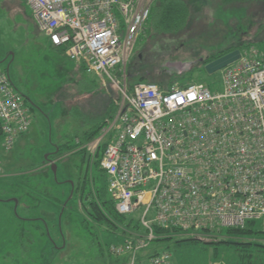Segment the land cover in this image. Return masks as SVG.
I'll return each mask as SVG.
<instances>
[{"label":"built area","instance_id":"built-area-1","mask_svg":"<svg viewBox=\"0 0 264 264\" xmlns=\"http://www.w3.org/2000/svg\"><path fill=\"white\" fill-rule=\"evenodd\" d=\"M51 44L118 91L110 128L81 143L102 149L117 212L141 211L136 233L110 247L124 264H173L138 251L162 238H207L264 219V47L221 69L223 88L203 82L128 83L127 64L155 0H26ZM29 108L0 67V133L6 149L29 131Z\"/></svg>","mask_w":264,"mask_h":264},{"label":"rangeland","instance_id":"rangeland-1","mask_svg":"<svg viewBox=\"0 0 264 264\" xmlns=\"http://www.w3.org/2000/svg\"><path fill=\"white\" fill-rule=\"evenodd\" d=\"M185 1L191 8V27L169 38L155 37L146 28L127 64L130 85L142 79L163 86L203 82L213 91H220L224 85L222 70L208 73L202 64L205 58L215 52L235 50L239 44L264 47V0H233L229 4L221 0ZM161 2L155 0L153 5ZM239 50L242 54L250 48ZM0 67L9 73L23 102L31 107L28 133L19 136L11 149L0 147L8 167L0 176V264H29V259L37 263L42 255L52 256L57 264H81L85 254L79 248L87 243L82 242L81 235H86L93 223L97 227L100 224V235L109 247L124 242L128 233H136L133 226L139 222L140 210L116 226L125 229L124 233L103 220L97 221L94 211L85 208L106 186L101 161L97 164L103 146L94 155L72 153L56 159L57 172L47 160V156L53 160L51 156L59 146L91 129L97 123L92 118L97 115L100 100L113 96L117 101L118 91L106 79L102 87V78L70 60L63 49L55 48L40 30L26 0H0ZM115 116L106 123V129ZM3 140L0 134V143ZM12 171H31L29 181L12 186L18 177ZM85 175L91 180V186H85V194L92 190V196L86 195L88 200L83 199L82 192L73 191ZM63 214L66 248L50 253L49 233L59 246L62 243L54 225ZM130 221L133 224L128 226ZM247 228L252 232L230 233L226 229L218 236L210 234L181 243L186 237L170 230L172 234L162 235L169 240L151 242L138 251V258L145 260L155 252L166 251L173 264H264V248L255 245L264 244V234L257 233L264 231V219ZM236 242L254 244L241 249ZM120 263L124 264L110 262Z\"/></svg>","mask_w":264,"mask_h":264},{"label":"trees","instance_id":"trees-1","mask_svg":"<svg viewBox=\"0 0 264 264\" xmlns=\"http://www.w3.org/2000/svg\"><path fill=\"white\" fill-rule=\"evenodd\" d=\"M232 1L233 0H221V2L224 4H229ZM190 20H191V8L189 6L188 1H185V0H162V2L159 5H153L149 20H148L147 24L145 25L144 30L146 28L148 30H152V33L155 37L156 36H162L164 38L165 37H167V38L175 37V36H178L180 34H183L187 30L188 27H191L192 22ZM150 25H151V27H150ZM247 46L250 47L251 45L239 44V47L237 49H239L241 47H247ZM233 50L234 49L231 48L229 50H225V51L218 52V53L215 52L214 54L208 55L209 57H206L202 64L205 65V64L221 57L222 55H225V54L233 51ZM81 66H83V65H81ZM130 76H131V74H130ZM141 81H146V80L142 79ZM101 85H102V87L105 86L103 82L101 83ZM24 103H25V101H24ZM100 103L101 104H99L98 108H97L96 117L92 118V120L94 119L97 123L94 124L91 127V129L86 130L81 135L75 136L73 140L68 141L65 144H62V146H59L57 148L56 152L54 153V155L51 156L54 160L65 157L66 155L72 154V153L85 155V151L80 150L79 145L81 143H85L86 141H90V140L94 139L96 136H98L99 133L101 132V130L106 126V123H108L115 116V114L117 112L116 101L114 100L113 96H111V97L110 96H104L103 100H100ZM30 109H31V107L29 108V110ZM94 112H95V110L93 109L92 114ZM92 114H91V116H92ZM79 139L82 140L81 143H77V141H79ZM104 147H105V145H103V149H104ZM77 149H79V150H77ZM100 157L102 158V156H100ZM49 158H50V156H49ZM100 161L101 160L99 159L97 164L99 163V165H100ZM83 162H86L85 159H83ZM101 171L103 172L102 176H104L106 178V175H105L104 171L102 170V168H101ZM87 177L88 176L85 175L84 180H82L78 184V186H76V188L73 191L82 192L84 195L83 199L88 200L87 196H89V195L92 196V190L91 189L88 190L89 195L85 194L86 193L85 192V186L86 187L91 186V183L89 182L90 178L88 177L89 178L88 179ZM105 184H106V179H105L104 185ZM80 195L81 194L79 193V196ZM108 198H109L108 192H107L106 186H104L101 190H99L97 192L96 198L92 197L93 200H91L85 206V208H87L88 211L90 210L91 213H92V211H94L93 217L97 221L99 219L103 220V222L108 223V224H112L113 226H115V228L118 229L119 227H116V226L122 225L123 222H126L127 216L119 214L115 208L114 202L110 198L109 199ZM100 201H101V204H100ZM99 204L102 205L103 207L100 206ZM63 218H64V214L62 216H60L59 218H57V225H54V228L56 229V231L58 230V232L61 234L62 243L60 244V246L49 233L50 247H52L50 250V253L53 250L58 252L59 250L61 251L62 249L66 248L67 236L65 235V233L63 231V221H64ZM251 223H253V222H250V224ZM130 224H133V222L130 221L128 223V226ZM93 225H94V223H93ZM93 225L89 226V228L87 230L88 234L86 232V235L84 233H83L84 236L81 235L82 242L85 243V240H86L87 243H85L86 246L79 248V250H81L80 253L81 254L84 253L86 255V256L84 255L83 261H81L80 263L81 264H110L111 261H113L115 263V260L120 261V262L123 261V263H125L124 257L121 258V257H116V256L112 255L110 252L111 246L109 247L108 245L104 244L102 237L100 235L102 233V231L100 232V230H99L100 224H98V227L95 225L93 226ZM133 227L136 228L137 230L139 229V226L137 224ZM247 227H245L243 229L233 228V229H228L227 231L230 233H239V234H247L249 232H252V230H250ZM108 229H110V228H108ZM108 229H106V231H108ZM119 229L123 230L124 233L126 231L125 229H122V228H119ZM155 232L159 236L171 233L170 230H163L160 228H156ZM257 233L258 234H264V231H258ZM169 239L170 238H165V237L163 238L162 237V238L157 239L155 241H164V240H169ZM187 241H194V239L193 238H189V239L185 238V239H182L181 241H179V243L187 242ZM209 243H211V242H209ZM235 244L240 246L241 249H245L248 246H252L254 243H252V242H236ZM255 245H257L259 248H262V247L264 248V244H261L259 242H256ZM157 253H159V252H155L154 254H157ZM41 257L42 258H40L39 262H37V263L34 261L32 262V260L29 259L28 261H31V262H29V264H57L56 262L53 263L54 258L52 256L49 257V256H43L42 255Z\"/></svg>","mask_w":264,"mask_h":264},{"label":"water","instance_id":"water-1","mask_svg":"<svg viewBox=\"0 0 264 264\" xmlns=\"http://www.w3.org/2000/svg\"><path fill=\"white\" fill-rule=\"evenodd\" d=\"M241 52L239 49H235L207 64H205V69L208 73L213 74L224 67H227L231 65L232 63H235L240 58ZM203 60V59H202ZM47 160L49 164L51 165V168L54 170V172H57V164L56 160H50L49 156H47Z\"/></svg>","mask_w":264,"mask_h":264},{"label":"crops","instance_id":"crops-1","mask_svg":"<svg viewBox=\"0 0 264 264\" xmlns=\"http://www.w3.org/2000/svg\"><path fill=\"white\" fill-rule=\"evenodd\" d=\"M51 43V42H50ZM55 47V46H54ZM55 48H58V49H63V48H60V47H55ZM64 51V50H63ZM25 101V100H24ZM25 104H26V101H25ZM27 105V104H26ZM28 106V105H27ZM30 108V107H29ZM29 111H31V109L29 110ZM28 133V132H27ZM26 134V133H25ZM25 134H22V135H25ZM22 135H20V136H22ZM16 141V140H15ZM3 142H4V140H3ZM3 142L2 143H0V147L2 148V149H4V145H3ZM14 145H15V143H14ZM3 151V150H2ZM4 152V151H3ZM8 153V152H7ZM5 155H3V156H1L0 155V176H2V174H4L5 175V171L7 172V169H8V167L6 168V159H5V157H4ZM13 173V175H18V177L17 178H14V180H15V183H12L11 185L12 186H16L15 184L16 183H18V186H21L22 184H25L26 182H28L29 181V176L28 175H30V172L31 171H28V173L27 174H25L24 172H15V171H12ZM4 177H6V178H8L7 176H4ZM14 184V185H13ZM20 203V202H19Z\"/></svg>","mask_w":264,"mask_h":264},{"label":"bare ground","instance_id":"bare-ground-1","mask_svg":"<svg viewBox=\"0 0 264 264\" xmlns=\"http://www.w3.org/2000/svg\"><path fill=\"white\" fill-rule=\"evenodd\" d=\"M251 47V46H250ZM223 56V55H222ZM225 68V67H224ZM116 208V207H115ZM117 210V209H116ZM157 228V226H154V229H156Z\"/></svg>","mask_w":264,"mask_h":264},{"label":"flooded vegetation","instance_id":"flooded-vegetation-1","mask_svg":"<svg viewBox=\"0 0 264 264\" xmlns=\"http://www.w3.org/2000/svg\"><path fill=\"white\" fill-rule=\"evenodd\" d=\"M205 66V65H204Z\"/></svg>","mask_w":264,"mask_h":264}]
</instances>
